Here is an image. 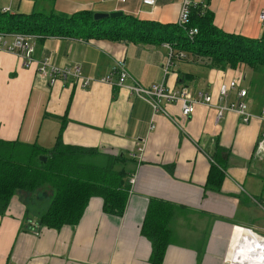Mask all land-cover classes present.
I'll list each match as a JSON object with an SVG mask.
<instances>
[{"label": "crops", "instance_id": "obj_1", "mask_svg": "<svg viewBox=\"0 0 264 264\" xmlns=\"http://www.w3.org/2000/svg\"><path fill=\"white\" fill-rule=\"evenodd\" d=\"M7 2L0 0L1 7L24 13L121 11L161 23H175L181 6V0H155L152 5L141 0ZM205 2L223 31L252 38L264 32L257 17L264 0ZM171 50L176 51L166 43L44 37L36 38L29 67L15 53L0 51V139L47 150L64 123L63 143L96 148L97 154L88 157L95 165H103L108 155H120L128 178L135 176L121 216L104 212L102 198L92 196L76 224L42 226L38 234L28 224L47 209L51 191L15 192L0 214V264H150L151 241L141 233V224L152 199L170 234L162 264H244L255 236L243 238V251L239 229L264 238V152L255 153L264 127V68L243 63L217 68L210 58L188 52L166 67ZM44 56L60 67L78 65L92 81L83 87L68 77L45 85L37 75ZM119 61L144 87H185L195 98L211 94L219 106L220 84L243 73L240 87L247 90L245 102L252 117L243 122L238 113L225 110L217 118V107L198 103L184 118L180 103L165 99L159 102L161 109L154 110L145 99L116 87L113 70ZM107 75L111 83L101 81ZM228 98L235 100L236 91ZM136 141L142 148L132 157ZM213 161L223 172L220 187L206 186Z\"/></svg>", "mask_w": 264, "mask_h": 264}, {"label": "trees", "instance_id": "obj_2", "mask_svg": "<svg viewBox=\"0 0 264 264\" xmlns=\"http://www.w3.org/2000/svg\"><path fill=\"white\" fill-rule=\"evenodd\" d=\"M94 13L89 9L65 15L40 9L24 13L0 8V31L32 34L37 39L73 37L166 43L176 49L170 52L208 57L217 68L241 63L264 68V32L257 38L225 32L214 24L212 13L200 3L191 6L186 24L161 23L124 13L95 20ZM193 28L197 31L189 36ZM63 129L64 123L54 145L47 150L35 143L0 139V214L5 212L15 192H35L42 188L49 189L51 197L47 209L35 220L39 228L59 229L64 224H76L92 196L102 198L104 212L118 216L124 213L130 185L124 159L120 155H108L103 165H95L88 157L96 155L97 149L63 143ZM39 155L46 160H40ZM222 180L223 172L213 161L206 186L220 187ZM152 200L142 221L141 233L151 241L150 264H162L170 234Z\"/></svg>", "mask_w": 264, "mask_h": 264}, {"label": "built area", "instance_id": "obj_3", "mask_svg": "<svg viewBox=\"0 0 264 264\" xmlns=\"http://www.w3.org/2000/svg\"><path fill=\"white\" fill-rule=\"evenodd\" d=\"M119 2H125L126 0H117ZM145 4L152 5L155 0H141ZM201 7L205 9L207 3L205 0H199ZM197 1L194 0H181V6L179 10V15L177 22L180 24H186L189 19V12L191 6L196 4ZM10 8H2L3 11H8ZM258 20L261 23H264V8L261 9L258 13ZM196 29L193 28L189 30L188 35L192 36L196 33ZM36 36L32 34H23L18 32H1L0 31V51L12 52L18 55L22 60V65L29 67L33 61V52L35 50ZM186 57V54L183 51L179 52H170L166 67L171 64L173 58L183 59ZM117 73L116 86L126 88L130 93H133L146 101H148L154 110H160L161 106L159 102L162 99L171 102H178L181 106V116L184 118L189 117L194 109L195 105L202 103L208 106L217 107V118L221 116L223 111H235L241 116L243 122H248L252 117V114L247 110V104L245 102V97L247 96V90L240 87L242 81L243 73H239V76L235 79L230 80L228 83H221L219 86V99L223 100L221 106L216 105L213 102V96L207 93H200L198 97L195 98L188 92L187 88L181 87L177 90L167 89L163 83L151 85L149 87H144L135 80L131 79L129 72L126 70L125 65L122 61L117 62L113 73ZM38 77L43 80L45 85H53L57 80L66 79L68 77L72 78V81L80 84L81 86H87L92 79L85 77L81 74V69L78 65H65L57 66L51 62L50 57H42L39 61L37 69ZM112 77L110 75L105 76L101 81L112 82ZM130 79L132 82L126 83L125 81ZM231 90L236 91V99L229 100L228 96ZM138 142V143H137ZM139 144L138 148L131 154L132 157L139 155L141 151V144L139 141H136ZM135 143V144H136ZM256 156L262 155L264 152V127L261 131V137L258 139L255 147ZM135 181V176L131 175L128 179L129 184H133ZM30 228L33 233L38 234L40 232L39 226L35 221H30Z\"/></svg>", "mask_w": 264, "mask_h": 264}, {"label": "bare ground", "instance_id": "obj_4", "mask_svg": "<svg viewBox=\"0 0 264 264\" xmlns=\"http://www.w3.org/2000/svg\"><path fill=\"white\" fill-rule=\"evenodd\" d=\"M241 231H243V233L241 235L239 245L243 251H244V248L242 245L243 244V238L247 235H254L255 236L250 240L249 245L247 247V252H246L244 264H264V238L258 237L255 233H253L254 231L245 229L243 227H241L239 229L238 236L240 235ZM231 262L232 263L234 262L233 252L231 255Z\"/></svg>", "mask_w": 264, "mask_h": 264}, {"label": "water", "instance_id": "obj_5", "mask_svg": "<svg viewBox=\"0 0 264 264\" xmlns=\"http://www.w3.org/2000/svg\"><path fill=\"white\" fill-rule=\"evenodd\" d=\"M120 15H122V12L121 11H113V12H110V13L95 12L93 14V18L95 20H99V19H102V18L117 17V16H120ZM39 159L42 160V161H45L46 160V157L43 156V155H39Z\"/></svg>", "mask_w": 264, "mask_h": 264}, {"label": "rangeland", "instance_id": "obj_6", "mask_svg": "<svg viewBox=\"0 0 264 264\" xmlns=\"http://www.w3.org/2000/svg\"><path fill=\"white\" fill-rule=\"evenodd\" d=\"M9 1H10V0H8V2H7V3H9ZM1 6H3V5H0V8H2ZM51 62H52V61H51ZM254 233H255V231H254ZM256 235H257V234H256ZM257 236H258V235H257ZM258 237H259V236H258ZM258 237H257V238H258Z\"/></svg>", "mask_w": 264, "mask_h": 264}]
</instances>
